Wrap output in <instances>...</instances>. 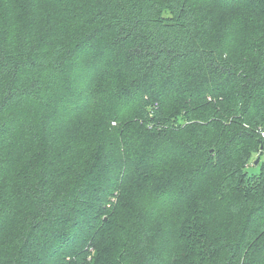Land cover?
I'll use <instances>...</instances> for the list:
<instances>
[{
	"label": "trees",
	"instance_id": "16d2710c",
	"mask_svg": "<svg viewBox=\"0 0 264 264\" xmlns=\"http://www.w3.org/2000/svg\"><path fill=\"white\" fill-rule=\"evenodd\" d=\"M263 131L264 0H0V264H264Z\"/></svg>",
	"mask_w": 264,
	"mask_h": 264
},
{
	"label": "rangeland",
	"instance_id": "374dc122",
	"mask_svg": "<svg viewBox=\"0 0 264 264\" xmlns=\"http://www.w3.org/2000/svg\"><path fill=\"white\" fill-rule=\"evenodd\" d=\"M264 160V155L261 156L260 161ZM247 170L251 174H258L260 172V166L259 165H254V164H249L247 166Z\"/></svg>",
	"mask_w": 264,
	"mask_h": 264
},
{
	"label": "water",
	"instance_id": "95a60500",
	"mask_svg": "<svg viewBox=\"0 0 264 264\" xmlns=\"http://www.w3.org/2000/svg\"><path fill=\"white\" fill-rule=\"evenodd\" d=\"M258 162H259V159L257 158L256 160H255V165H257L258 164Z\"/></svg>",
	"mask_w": 264,
	"mask_h": 264
},
{
	"label": "built area",
	"instance_id": "2783aa9c",
	"mask_svg": "<svg viewBox=\"0 0 264 264\" xmlns=\"http://www.w3.org/2000/svg\"><path fill=\"white\" fill-rule=\"evenodd\" d=\"M261 135L264 137V131L261 133Z\"/></svg>",
	"mask_w": 264,
	"mask_h": 264
}]
</instances>
